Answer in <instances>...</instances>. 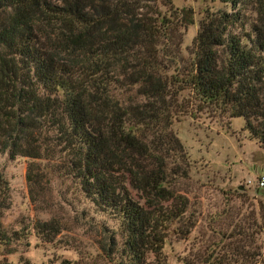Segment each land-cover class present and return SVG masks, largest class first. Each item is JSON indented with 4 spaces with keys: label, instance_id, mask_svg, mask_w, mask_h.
Here are the masks:
<instances>
[{
    "label": "trees",
    "instance_id": "trees-1",
    "mask_svg": "<svg viewBox=\"0 0 264 264\" xmlns=\"http://www.w3.org/2000/svg\"><path fill=\"white\" fill-rule=\"evenodd\" d=\"M223 1L231 10L200 22L182 65L178 27L189 22L161 9L168 0H0V151L50 162L117 218L121 243L113 230L99 246L108 264H167L170 226L182 236L194 226L175 188L188 175L170 129L188 108L182 91L243 117L264 148V25L243 30L244 0ZM6 190L0 173L5 246L22 236L1 224ZM254 224L264 239V204ZM36 229L60 231L46 221ZM233 247L264 264V252L258 260Z\"/></svg>",
    "mask_w": 264,
    "mask_h": 264
},
{
    "label": "rangeland",
    "instance_id": "rangeland-1",
    "mask_svg": "<svg viewBox=\"0 0 264 264\" xmlns=\"http://www.w3.org/2000/svg\"><path fill=\"white\" fill-rule=\"evenodd\" d=\"M239 7L243 30L252 24L264 25V0H244ZM161 9L178 14L183 24L189 22L178 27L184 65L200 22L212 12L231 7L223 0H168ZM180 98H186L188 108L170 129L186 152L188 175L175 188L188 197L187 214L194 226L184 236L177 233L175 224L170 226L162 249L166 263L216 264L223 258L225 264H248L250 258L238 255L233 246L261 252L257 258H263V235L254 223L264 204V187L255 183L264 170V148L251 137L243 117L199 104L188 90ZM30 164L35 181L27 178ZM0 173L8 193L1 224L8 234L22 235L9 245L0 244V264H108L99 246L113 230L121 243L119 221L99 211L76 179L44 159L2 151ZM42 221L58 225L60 231L49 235L51 239L37 233V223Z\"/></svg>",
    "mask_w": 264,
    "mask_h": 264
},
{
    "label": "built area",
    "instance_id": "built-area-1",
    "mask_svg": "<svg viewBox=\"0 0 264 264\" xmlns=\"http://www.w3.org/2000/svg\"><path fill=\"white\" fill-rule=\"evenodd\" d=\"M256 186L259 188L264 187V170L260 172V174L255 179Z\"/></svg>",
    "mask_w": 264,
    "mask_h": 264
}]
</instances>
